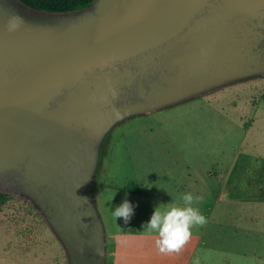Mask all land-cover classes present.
<instances>
[{"label":"water","instance_id":"water-1","mask_svg":"<svg viewBox=\"0 0 264 264\" xmlns=\"http://www.w3.org/2000/svg\"><path fill=\"white\" fill-rule=\"evenodd\" d=\"M255 76L264 0H93L67 12L0 0V176L42 213L67 264H104L94 180L108 132Z\"/></svg>","mask_w":264,"mask_h":264},{"label":"rangeland","instance_id":"rangeland-1","mask_svg":"<svg viewBox=\"0 0 264 264\" xmlns=\"http://www.w3.org/2000/svg\"><path fill=\"white\" fill-rule=\"evenodd\" d=\"M145 165L161 186H179L192 169L201 184L216 190L217 207L201 209L213 218L211 225L191 230L200 236L192 264H264V76L130 116L108 132L94 197L109 243L124 227L106 218L114 196L101 185H132L133 169ZM5 189L11 190L0 176V190ZM142 225L127 228L149 232ZM0 264H67L42 213L16 193L0 206Z\"/></svg>","mask_w":264,"mask_h":264},{"label":"crops","instance_id":"crops-1","mask_svg":"<svg viewBox=\"0 0 264 264\" xmlns=\"http://www.w3.org/2000/svg\"><path fill=\"white\" fill-rule=\"evenodd\" d=\"M145 142H147L146 139ZM185 174V178L181 181L183 183H180L179 186L165 187L153 181V168L145 165L133 169L131 176L136 183L132 185L128 182L118 185L114 181L101 185L102 187L109 186L108 191L114 196V202L112 205H108L110 211L106 218L122 224L124 227L122 229L126 228L115 231L110 243L106 240L104 264H192L197 246L196 238L200 236L192 233L191 236L194 235L192 239L190 238L178 253L164 254L156 247L157 236L155 233L127 228L128 225L145 224V217L150 218L154 207L158 204H167L171 200L182 202L180 198L184 193H192L193 196L200 197V200L193 205L198 207L200 211L206 207L209 209L216 208V190L212 191L207 185L201 184L196 170L188 169ZM95 188L96 179L94 180V190ZM119 192L124 193V199L119 197ZM124 200H127L133 208L132 215L127 222L123 218H115L112 214V211ZM206 220V223L211 225L213 218L209 216L206 217Z\"/></svg>","mask_w":264,"mask_h":264},{"label":"clouds","instance_id":"clouds-1","mask_svg":"<svg viewBox=\"0 0 264 264\" xmlns=\"http://www.w3.org/2000/svg\"><path fill=\"white\" fill-rule=\"evenodd\" d=\"M15 26L11 24L9 27ZM81 199L87 202L86 198L81 197ZM180 200L182 202L171 200L167 204H158L154 207L148 222L142 225L143 229L156 234V247L164 254L178 253L191 238L192 228L203 226L207 222L200 209L193 206L200 197L193 196L192 193H184ZM132 212V205L124 200L112 211V214L115 218H123L127 222Z\"/></svg>","mask_w":264,"mask_h":264},{"label":"trees","instance_id":"trees-1","mask_svg":"<svg viewBox=\"0 0 264 264\" xmlns=\"http://www.w3.org/2000/svg\"><path fill=\"white\" fill-rule=\"evenodd\" d=\"M27 6L48 12H67L88 7L93 0H20ZM13 197V192L0 190V206Z\"/></svg>","mask_w":264,"mask_h":264}]
</instances>
